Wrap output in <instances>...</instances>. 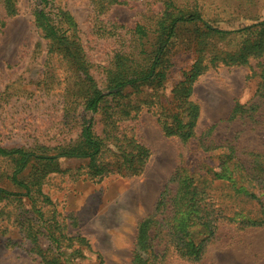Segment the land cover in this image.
Masks as SVG:
<instances>
[{
    "label": "rangeland",
    "instance_id": "rangeland-1",
    "mask_svg": "<svg viewBox=\"0 0 264 264\" xmlns=\"http://www.w3.org/2000/svg\"><path fill=\"white\" fill-rule=\"evenodd\" d=\"M50 1L52 13L67 12L72 17L74 29L65 22L64 25L83 56L91 81L79 69L78 59L67 58L62 47L48 41L35 27L32 10L39 0H15L17 14L12 17L7 16L4 0H0V146L33 154L17 178L34 196L33 201L26 196H0V264H41L28 251L31 243L27 233H35L45 248L55 245L48 229L51 236L65 244L77 238L88 241L92 250L101 255L102 264H131L137 223L151 213L180 160L191 162L199 157L198 138L230 140L240 150L264 152V99L258 123L226 121L235 102L249 105L257 99V80L249 77L256 61L251 60L249 66H228L217 61L207 64L194 83L191 97L199 107L195 135L184 144L162 133L152 109L156 106L148 109L143 104L147 98L143 92L127 96L132 106H139L136 113L130 111V117L114 113L106 118L105 112H115L111 106L103 105L104 109L90 112L84 110L83 104L85 91H91V85L107 92L105 69L113 55L132 50L129 47L135 26H149L163 8L162 0ZM174 2L198 12L205 22L222 30H237L264 19V0ZM178 33L167 45L173 65L156 94L161 101L159 108L196 58L194 43L186 41L190 30ZM245 37L238 32L210 42L220 51H234ZM205 56L206 64L208 53ZM142 90L153 93L150 87ZM90 121L93 137L102 140L104 146L93 162L83 157H57L50 162L36 158L54 156L67 146H75L85 122ZM130 140L147 150L137 175L125 172L114 147L127 146ZM19 159V155H0V187L23 193L26 189L12 181ZM169 186L175 187L173 183ZM219 187L216 195L226 208L218 217L202 257L198 261L183 260L169 248L155 264H264V225L244 227L238 219L228 220L225 214L234 210L246 213L250 206L228 202L227 189ZM161 247L162 244L158 246ZM56 250L63 256L71 255V249L64 245ZM83 252L84 258L71 260L70 264H97L95 253L84 248Z\"/></svg>",
    "mask_w": 264,
    "mask_h": 264
},
{
    "label": "trees",
    "instance_id": "trees-1",
    "mask_svg": "<svg viewBox=\"0 0 264 264\" xmlns=\"http://www.w3.org/2000/svg\"><path fill=\"white\" fill-rule=\"evenodd\" d=\"M33 7L32 15L37 29L43 32L48 41L62 47L67 58L78 59L77 63L88 81L87 65L74 46V41L67 34L66 26L75 27L72 17L67 12L52 13L50 0H39ZM103 2L104 0H95ZM115 0H110L114 3ZM163 8L147 24H137L133 30L132 50L118 51L113 55L112 62L105 69V89L102 93L91 85V91H85L83 96L84 110L96 112L99 109L112 107L114 113L130 117L131 110L136 113L137 105H131L126 100L131 92L147 94L143 104L149 108L156 106L153 113L162 133L167 137H177L186 144L195 135V126L199 116L198 105L191 100L196 79L204 72L208 63L215 61L224 65L249 66L251 60L256 61L251 68L249 77L257 80L255 95L257 99L249 105L235 102L226 121L235 119L248 120L258 123L260 103L264 99V19L237 30H222L205 22L196 11H189L184 6L177 5L174 0H162ZM7 16L17 14L15 0H4ZM103 8V4L99 6ZM3 25V24H2ZM190 30V39L194 43L196 58L190 67L182 74V79L176 82L171 90L169 99L159 108L158 90L167 79L172 62L168 56L167 45L181 30ZM241 32L246 36L234 51H220L212 40L222 39L233 33ZM148 46V48H146ZM51 52V46L48 47ZM208 60L204 63L206 54ZM77 57V58H75ZM143 87H150L151 94L143 91ZM109 102H112L109 103ZM210 127L206 135H210ZM201 137V136H200ZM127 146H114L121 159L125 172L137 175L141 172L147 157V150L140 144L132 143L131 149ZM197 149L199 157L193 161L181 159L174 170L168 185L160 192L153 210L137 223L134 247L131 253V264H155V261L164 257L167 250H171L183 260L198 261L212 239L216 222L226 206L220 204L216 191L219 186L227 189L226 200L230 203H244L250 206L246 213L234 210L225 217L230 221L238 219L244 227H260L264 225V152L239 149L235 142L224 140L212 142L207 137L198 138ZM104 149L102 140H97L91 132V121L85 122L81 130V139L75 146H67L54 156H36L38 159L50 162L57 157H83L94 159ZM0 155H19L20 163L12 175L14 184L24 187L23 193L8 191L0 187L1 197L26 196L34 200L29 187L18 180L17 174L25 167L28 156L33 154L22 150H6L0 146ZM120 170V168H119ZM127 173V174H128ZM173 183L174 188L169 184ZM40 194V193H39ZM39 214V212H37ZM29 221V220H28ZM30 222V221H29ZM28 222V223H29ZM27 228V227H25ZM47 233L55 245L42 248L38 236L28 232L31 243L28 251L38 258L41 264H70L71 260L84 258L83 248L95 253L97 264H102V257L92 250L88 241L77 238L76 242L59 241ZM155 241L157 243H155ZM162 244L161 249L158 246ZM59 245L71 249V255L63 256L57 252Z\"/></svg>",
    "mask_w": 264,
    "mask_h": 264
}]
</instances>
